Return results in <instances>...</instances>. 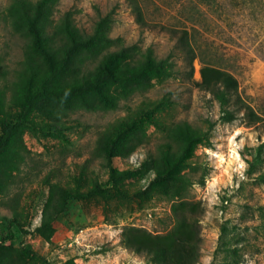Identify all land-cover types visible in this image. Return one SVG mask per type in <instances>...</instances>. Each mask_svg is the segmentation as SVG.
I'll list each match as a JSON object with an SVG mask.
<instances>
[{
	"label": "rangeland",
	"instance_id": "374dc122",
	"mask_svg": "<svg viewBox=\"0 0 264 264\" xmlns=\"http://www.w3.org/2000/svg\"><path fill=\"white\" fill-rule=\"evenodd\" d=\"M22 5L55 64L72 47L64 26L88 40L53 77ZM124 45L165 72L106 99L70 89ZM204 64L236 78L232 120L199 84ZM140 108L137 137L110 157L101 134ZM4 122L0 264H160L131 246L155 243L176 264H264V0H0V134Z\"/></svg>",
	"mask_w": 264,
	"mask_h": 264
},
{
	"label": "trees",
	"instance_id": "16d2710c",
	"mask_svg": "<svg viewBox=\"0 0 264 264\" xmlns=\"http://www.w3.org/2000/svg\"><path fill=\"white\" fill-rule=\"evenodd\" d=\"M21 6V5H20ZM21 13L24 17V21L28 25V29L30 31V43L35 50L42 53L47 60L49 61V73L46 75L49 77L55 76L60 70L65 68L69 62L70 53L74 46L79 44H86L88 40L82 41L81 37L78 40L76 33L71 32L69 27L64 26L65 35L72 43V47L66 48L62 54L63 64H55L54 56L55 54V47H53L47 39V36L44 34V28L41 29L36 23L35 18H31L29 13L25 9V7H21ZM136 14L137 18L141 25H144V20L142 18V12L139 11L136 7ZM41 29V30H40ZM184 40L185 38L181 35L178 38V41ZM132 46L124 45L119 50L112 51L108 54V56L97 64V69L95 73L91 75L93 72H88L86 75H82L79 81H74L72 86L70 87H77L78 89H89V88H96L98 94H100L103 98L106 99V92L108 93L109 90L117 91V87H123V84L137 76H146L148 73H163L165 72L164 69V59H155L152 57L151 53L144 56L143 59H135L130 52ZM184 51L186 54H189L190 48H185ZM189 56V55H188ZM193 55L191 58L189 57L188 61L191 62ZM201 72V81L200 85L202 88H206L209 90L213 96L220 102L221 106L223 107L224 114L222 115L225 120H232L235 117L234 111L229 109L228 106L231 101L236 99L237 94V80L236 78L229 72L222 70L215 66H210L204 64L200 68ZM104 82L109 83L110 85L106 86L105 90L100 89V85H103ZM111 85H114L113 88ZM236 103V101H234ZM141 108L138 109L134 115H132L127 120L119 122L116 126H111L106 129L103 134H101L99 139V145L102 147L108 155L113 156L115 152H121L120 146L126 140V136H134L137 135L134 133L139 125L141 124ZM145 116V115H143ZM7 122H4L2 132L0 134V150L4 146L6 141V137L8 134V126ZM187 132H190L189 125H185L183 128ZM183 137V134H181ZM186 138H189L187 136ZM264 141L257 146V151L260 152L263 148ZM130 148L129 146L127 147ZM168 153V152H167ZM168 156L165 159L167 162ZM172 165L171 163H169ZM157 170H156V178L157 180H164L165 178L172 177V174L167 171V168L164 167V162H160L159 160L156 162ZM167 166L169 167L168 163ZM167 173V174H166ZM164 174H166L164 176ZM260 178L264 180V175H260ZM134 249L139 250L141 252L146 253L147 255L151 256L152 259L158 261L160 264H176L174 262L175 257L172 255V252L168 249L167 246H163L159 243L151 244V245H131Z\"/></svg>",
	"mask_w": 264,
	"mask_h": 264
}]
</instances>
